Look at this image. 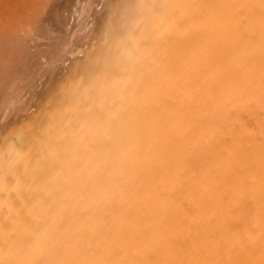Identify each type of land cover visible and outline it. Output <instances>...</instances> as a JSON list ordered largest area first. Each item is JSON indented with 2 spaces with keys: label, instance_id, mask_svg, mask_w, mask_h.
<instances>
[{
  "label": "bare ground",
  "instance_id": "6f19581e",
  "mask_svg": "<svg viewBox=\"0 0 264 264\" xmlns=\"http://www.w3.org/2000/svg\"><path fill=\"white\" fill-rule=\"evenodd\" d=\"M110 2L0 133V264H264V0Z\"/></svg>",
  "mask_w": 264,
  "mask_h": 264
},
{
  "label": "rangeland",
  "instance_id": "374dc122",
  "mask_svg": "<svg viewBox=\"0 0 264 264\" xmlns=\"http://www.w3.org/2000/svg\"><path fill=\"white\" fill-rule=\"evenodd\" d=\"M86 1L88 2L86 3ZM131 1L134 2V0H131ZM83 2L85 5L87 4L85 9L90 10L89 15L85 14L86 10L83 9V5H84ZM111 2L110 0H84V1L83 0H0V133L4 132L5 129H7L6 131H9L8 129L12 128L13 126L15 127H18V125L21 126L22 123L23 125L21 127L23 129L28 130V127L30 128L32 126H37V123H35V121L39 123L38 120L40 119L41 121L43 119L45 120V118L42 119V117H39V116L45 114L46 110L43 109L45 108V106L49 108V106L47 105H50V106L53 105L52 101L54 97L53 98L52 96L50 97V100H51V101L49 100L50 102L49 101L47 102L46 98H49L48 96L53 93H54L53 96H55L56 92H53V89L55 91H58L57 93L60 94V95H56L57 97L62 96V94L64 93L63 90L65 88L66 89L68 88V86L66 87L65 85H69L68 82L74 83L75 79H78L77 76H80L79 73H78L79 75L77 76L74 73L76 76L74 78L71 77V75L74 76L73 74H70V76L68 75L69 73L68 71H71L68 69L74 68L71 66V64L72 63H73L72 65L75 64L76 60L78 59V56L83 57L84 55L85 56L87 55V52L85 53V51H86V47L87 49L89 48L88 47L89 44H99L96 42H99L98 40L102 39L101 38L103 37L102 34H101L102 36H97L99 32L101 33V30H103V27H104L103 25L102 26L100 25L102 24V22H100L101 19H99V17L101 16L100 18L102 19L104 18V15L102 14L110 10V8L107 9V7L110 6V5L108 6V4H110ZM80 10L81 11L83 10V12H85L83 13L84 16H82L81 14L82 12L80 13ZM103 10H106V12H104ZM29 14L32 16H30ZM79 14H80V18H79ZM106 14H105V17H106ZM57 16L60 17L61 21L59 20V17ZM64 20L65 21L67 20V22L69 21L68 24L71 23L70 25H68L69 28L66 27V30L68 31H66L64 28L65 27L64 25L67 26V22H65ZM77 22L78 24L84 23L83 24L84 27L81 25L79 26V29H78L77 27L78 25H76ZM72 24H75L73 25L74 27L71 26ZM75 26L77 27L79 32L76 31L77 29ZM70 27L72 29L75 28L76 30L75 29L73 30H75L76 33H74L75 31L73 32ZM91 30L92 31L100 30V31H98V34H97V32L95 31L92 32ZM4 31L9 34H6V33L4 34ZM11 31L12 33H10ZM90 31L92 32V34H94L95 32V34L92 35L93 37H96V36L99 37L97 38L98 40L95 39L96 42L93 38H91V36H87V35H90L89 34ZM76 34H78L79 38ZM19 38H21L20 39L21 41L18 40ZM29 38H32V39H29ZM88 38L89 39L91 38L94 41H92V43H90L91 41H89L88 42L89 44L87 45L86 41H88ZM101 42L102 41H100V43ZM94 46L95 45L91 47L90 45V49L91 48L94 49ZM84 47L85 49H83ZM98 47L95 46V51ZM71 48L72 49L74 48V49L72 50ZM31 50L34 52H30ZM61 58H63L64 60ZM83 58H84L83 61L85 63V57ZM80 60L82 61V59ZM67 65H69L70 67H67ZM59 66L61 67V69ZM73 70L79 71V69L77 70L73 69ZM58 73H62V74H58ZM66 76L71 77V79L69 77H67L69 78L67 79ZM63 78L65 79V81ZM55 79H57V82H54ZM70 80H73V81H70ZM64 82L68 84L63 85ZM58 85L65 86V87H63L64 89L62 90V89H59L60 87ZM59 90L60 91L62 90V94L60 93ZM43 93H45L46 95H44ZM56 96L55 98H57ZM1 104L3 107L1 106ZM48 110L49 109H47V111ZM29 112L30 113L32 112V114L36 117L31 118L29 116L30 115ZM24 113H26L27 115ZM36 113L38 115H35ZM5 115L7 117H5ZM24 121H28V122H25V123H29L27 124L28 125L27 127L26 125H24ZM15 127L12 129H16ZM17 129L19 132H22V129L21 131L19 130V128ZM12 132L13 133L11 134L10 132H8L9 134L6 133L7 136L13 135L14 131ZM17 133H15V135ZM15 135L12 136V138L11 137L9 138L5 135L7 139H4L5 136L1 137L2 135L0 134V141L1 139L2 140L4 139L3 141H1V144L6 143L5 142L6 140L9 142V140L11 141L12 139H16L17 135L16 137ZM4 147L5 146L3 144V148Z\"/></svg>",
  "mask_w": 264,
  "mask_h": 264
}]
</instances>
